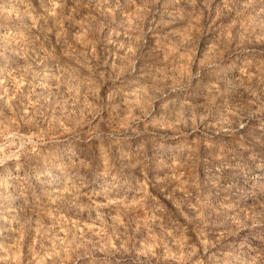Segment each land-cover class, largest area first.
<instances>
[{
  "label": "rangeland",
  "instance_id": "obj_1",
  "mask_svg": "<svg viewBox=\"0 0 264 264\" xmlns=\"http://www.w3.org/2000/svg\"><path fill=\"white\" fill-rule=\"evenodd\" d=\"M0 264H264V0H0Z\"/></svg>",
  "mask_w": 264,
  "mask_h": 264
}]
</instances>
